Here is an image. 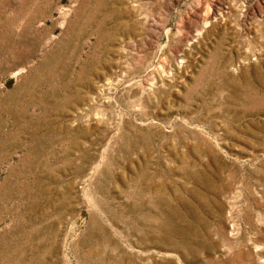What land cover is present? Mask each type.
Wrapping results in <instances>:
<instances>
[{"label": "rangeland", "instance_id": "1", "mask_svg": "<svg viewBox=\"0 0 264 264\" xmlns=\"http://www.w3.org/2000/svg\"><path fill=\"white\" fill-rule=\"evenodd\" d=\"M0 264H264V0H0Z\"/></svg>", "mask_w": 264, "mask_h": 264}]
</instances>
